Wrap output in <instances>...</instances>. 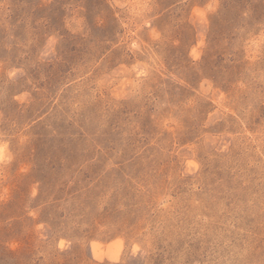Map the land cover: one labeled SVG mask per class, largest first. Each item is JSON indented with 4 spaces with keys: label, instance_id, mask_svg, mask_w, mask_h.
<instances>
[{
    "label": "rangeland",
    "instance_id": "1",
    "mask_svg": "<svg viewBox=\"0 0 264 264\" xmlns=\"http://www.w3.org/2000/svg\"><path fill=\"white\" fill-rule=\"evenodd\" d=\"M0 264H264V0H0Z\"/></svg>",
    "mask_w": 264,
    "mask_h": 264
}]
</instances>
